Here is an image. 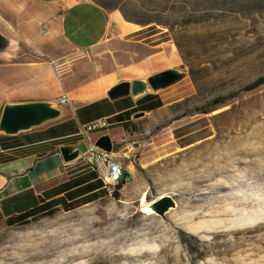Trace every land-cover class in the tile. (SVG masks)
<instances>
[{"label":"rangeland","instance_id":"374dc122","mask_svg":"<svg viewBox=\"0 0 264 264\" xmlns=\"http://www.w3.org/2000/svg\"><path fill=\"white\" fill-rule=\"evenodd\" d=\"M93 1L167 41L150 72L126 75L130 83L166 71L178 79L151 89L162 106L130 122L134 147L113 144L132 182L28 225L8 226L0 214V264H264V84L245 90L264 78V0ZM72 53L58 35L11 40L0 54L12 68L0 69V101L3 81L26 82L20 63L39 66L43 101L64 110V93L122 63L92 72L112 59ZM166 196L176 206L160 216L154 204Z\"/></svg>","mask_w":264,"mask_h":264},{"label":"crops","instance_id":"0c3cea01","mask_svg":"<svg viewBox=\"0 0 264 264\" xmlns=\"http://www.w3.org/2000/svg\"><path fill=\"white\" fill-rule=\"evenodd\" d=\"M156 31L152 25L140 26L128 20L122 11L107 10L93 0H0V33L7 39L55 41L58 35L74 56L112 59L113 63L95 65L92 72H108L119 57L124 62L120 69H113L114 73L93 77L76 86L71 91L72 97L71 93H64L72 103L58 120L14 136L0 132V214L3 218L7 220L60 197L79 198L100 187L101 181L83 159L64 162L61 146L79 147L80 139L88 146L102 136H109L113 144L119 142L124 150L134 147L135 135L127 133L122 125L160 109H154L158 98L151 91L138 98L131 94L112 98L109 92L117 84L129 82L126 75L135 74L140 79L142 76L137 74L141 69L150 72L152 63L162 57L167 41L156 43L155 38L163 34ZM18 66L17 69L27 72L26 82L15 86L11 83L14 79L1 81L6 98L0 101V106L50 100L43 78L38 75L39 66L22 63ZM0 69L12 68L4 65ZM120 74L125 78L118 79ZM101 119L108 120L107 129L81 135L85 124ZM126 170L134 177L129 165Z\"/></svg>","mask_w":264,"mask_h":264},{"label":"water","instance_id":"95a60500","mask_svg":"<svg viewBox=\"0 0 264 264\" xmlns=\"http://www.w3.org/2000/svg\"><path fill=\"white\" fill-rule=\"evenodd\" d=\"M11 46V40L0 33V54L5 53ZM178 74L174 71L161 72L151 76L148 80H135L132 83L122 82L111 88L109 95L117 98L131 94L138 98L149 91L164 88L174 83ZM66 110L55 107L47 101H29L6 104L0 119V132L8 136L18 135L21 132L43 126L61 118ZM144 115V114H141ZM96 146L107 151H113V143L109 136H102ZM60 154L65 163H72L81 158V149L75 145L61 146ZM176 206L175 201L169 197H162L154 204L155 212L160 216Z\"/></svg>","mask_w":264,"mask_h":264},{"label":"built area","instance_id":"2783aa9c","mask_svg":"<svg viewBox=\"0 0 264 264\" xmlns=\"http://www.w3.org/2000/svg\"><path fill=\"white\" fill-rule=\"evenodd\" d=\"M72 99L68 94L63 95L58 104L70 106ZM109 127L106 119L96 120L85 124L81 128V135L105 130ZM81 159L91 166L98 179L104 184L105 188L116 189L118 186L127 185L132 182L133 177L127 174L126 167L115 157L114 152H107L96 146V143H90L86 150L82 152Z\"/></svg>","mask_w":264,"mask_h":264},{"label":"trees","instance_id":"16d2710c","mask_svg":"<svg viewBox=\"0 0 264 264\" xmlns=\"http://www.w3.org/2000/svg\"><path fill=\"white\" fill-rule=\"evenodd\" d=\"M124 16L128 20L131 19L127 14H124ZM188 20H191V19H188ZM261 84H264V78L259 79L255 85L249 86L245 88V90L247 91L252 90ZM155 105L156 106L154 109H158L162 106V102L158 100V102L155 103ZM129 125H130V122L124 123L122 127L124 128L125 131H129ZM103 188H105L104 184L100 182V187L97 190H93L92 192H90V194L81 196L79 198L68 199L66 197H60V198L51 200L49 202H44L42 205L37 206L27 212H24L17 216H12L8 218L6 221L7 225L8 226L28 225L32 221H36L40 218L53 216L61 210L66 211V212L75 210L81 206L97 201L100 198L101 192L104 190ZM121 188H122V185L118 186L116 189L120 190Z\"/></svg>","mask_w":264,"mask_h":264},{"label":"bare ground","instance_id":"6f19581e","mask_svg":"<svg viewBox=\"0 0 264 264\" xmlns=\"http://www.w3.org/2000/svg\"><path fill=\"white\" fill-rule=\"evenodd\" d=\"M146 198H147V197H146ZM145 200H146V199H143V202H144ZM146 212H148V213H149V212H150V213H153L154 210H153L152 207H150V206L148 207V206H147V211H146Z\"/></svg>","mask_w":264,"mask_h":264}]
</instances>
